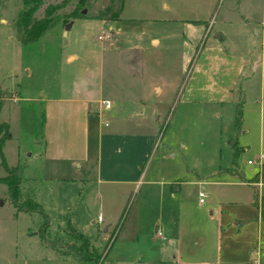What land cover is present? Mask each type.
I'll return each mask as SVG.
<instances>
[{"label":"rangeland","instance_id":"rangeland-1","mask_svg":"<svg viewBox=\"0 0 264 264\" xmlns=\"http://www.w3.org/2000/svg\"><path fill=\"white\" fill-rule=\"evenodd\" d=\"M84 1L81 5L79 0H43L34 17L41 18L48 6L60 5L53 14L59 27L33 43L21 44L13 25L22 8L21 0H0V124L6 123L9 133L1 153L8 168H21L22 195L36 200L49 220L48 231L42 238L37 232L42 217L17 212L5 185L0 184V264H93L58 256L67 250V245L78 246L71 230L93 245L98 254H106L105 263L127 264L136 255H146L150 247L144 243L124 244L121 239L124 228L139 225L141 230L155 229L164 222L181 225L185 235L192 230L201 233L211 230L213 245L218 226L221 258L241 264H264V224L257 241L251 226L234 225L253 210L248 199L253 191L264 197V119L259 151L260 129L253 115L248 110L246 113V105L239 107V113L248 116L240 129L224 114L216 117L219 110L199 103L196 97L198 53L203 40L193 41L194 27L182 20H196L205 15L206 24L211 22L215 16L209 7L213 0H122L117 19L112 17L121 0ZM82 8L83 17H68ZM167 20L171 22H163ZM66 21L65 25L70 27L63 37L62 23ZM150 36L162 38L157 48L148 42ZM139 42L141 48L136 46ZM67 54L76 58L66 61ZM154 85L163 88L162 97L153 98ZM140 86L151 94L149 100L156 109V140L142 167L151 163L161 166L164 175L172 176V206L159 212L157 200L149 197L152 186L138 183L128 199V207L132 201L130 210L127 207L123 213L109 217L98 208L96 183L92 181L95 163L100 159L103 164L106 156L102 152L98 155L90 128L86 135L82 129L86 121L93 120L96 125V118L91 116L85 121L65 99L110 100L113 104L109 116L101 117L107 124L102 126V132L119 126L127 117L121 119L123 113L139 107L134 103L121 107V87L128 92L126 95L132 96ZM186 97H192L191 101ZM47 98L55 100L47 102ZM52 105L49 114L55 126L48 138L53 145L78 149L81 156L87 155L88 171L92 172L87 184L78 180L60 181L61 169L67 174L75 172L68 162L43 161L44 118ZM152 112L154 109L148 108L145 112L150 121ZM243 128L246 133H241ZM231 133L238 149L235 158L226 145ZM116 150L114 156L120 162L121 148ZM260 154L261 170L246 164ZM3 175L1 169L0 176ZM255 176L259 185L251 189L246 184ZM198 180L202 185L194 184ZM199 191L205 195L202 204L198 203ZM145 203L151 204V208ZM98 218L103 222H98ZM104 224H116L117 230L103 234ZM117 233L120 235L115 239ZM184 241L180 239V243ZM184 248L182 243L181 257Z\"/></svg>","mask_w":264,"mask_h":264},{"label":"crops","instance_id":"crops-1","mask_svg":"<svg viewBox=\"0 0 264 264\" xmlns=\"http://www.w3.org/2000/svg\"><path fill=\"white\" fill-rule=\"evenodd\" d=\"M215 1L216 3L213 5ZM209 7H212V10L215 11V16L211 22L207 20V24L205 15L203 18H197L196 20H182L183 24L186 23L187 26L191 25L194 27L191 28V39L193 41L200 42L203 40L198 53L196 97L199 103L214 106L216 110L218 109L219 111L215 113L216 117H220L221 114L229 117L232 125L236 108L240 111L239 107L246 105L244 108L246 113L248 110L253 115V120H256L260 129L258 150L262 151L261 125L264 119V0H225V2L224 0H213L212 5ZM165 8L169 10L167 6ZM163 22L170 23L171 21ZM66 23L67 21L62 24L65 25ZM67 34L68 31L63 30V37H66ZM160 39L162 38L150 36L148 42L152 47L157 48L160 45ZM139 45H142V42L136 45L141 48L142 46ZM122 48L123 46H121V50H123ZM131 49L129 46L128 50ZM133 50L135 49L133 48ZM75 58L76 56L73 54L65 56L66 61H71ZM99 89L100 91L102 90L101 87ZM151 91L154 94V99L162 97V87L154 85ZM125 93L128 92L121 87V107L124 104L134 103L139 105L138 109L128 114H121V119L123 116L127 117L122 119L123 122L119 126L111 127V129L103 130L102 132V126L106 127L107 124H101V117L103 115L107 116L111 108L107 111H102L98 105V101L101 99H65V101L72 104V109L76 113H80L85 121L87 118L90 119L89 117L91 116L96 118V125H94L93 120H90V122L86 121L82 129L86 135L89 133L90 128L92 136L94 135L96 139L98 155L102 152L106 156L103 164L102 162L100 163V159L97 164L95 163V179L92 181L96 183L95 200L98 208L106 211L109 217L112 214L119 215L120 212L123 213L127 209L128 199L138 183L146 182L149 186H152V189L150 188L152 192L149 197L157 200L159 212L164 208V211L171 208L172 205L170 203L174 196L172 176L164 175L161 166H153L151 163H147L142 167L156 140L154 125L156 109L149 100V97L152 96H150L151 94L147 92L144 86H140V89L137 92H133L132 96ZM165 94L168 95V91ZM191 98L186 97L189 101H191ZM52 100H55V98H47L45 101ZM148 103H150L149 106H147ZM78 104H80L79 107L77 106ZM89 104L94 105L90 106ZM112 104L111 102V107ZM52 107L53 105L47 108L44 118L46 148L42 153L43 161L68 162L75 172L67 174L65 170L61 169L59 171L60 181L74 182L78 180L87 184L92 179V172L88 171L90 167L87 166V155L81 156L78 149L71 147L63 149L60 145L59 147L56 144L53 145L48 138L51 136L52 127L55 126V120L52 123V115L50 116L49 114V110H52ZM141 107L142 110L140 111ZM147 108L149 110L154 109V117L151 121L145 114ZM247 117L243 116L242 112L240 113V129ZM102 121L105 122L103 119ZM246 132L247 129L245 128L241 131V133ZM232 133L226 140L227 146V141L234 136ZM117 147L121 148L120 162H116V156H114ZM228 150L231 154L229 147ZM262 168L263 163L258 171ZM194 184L200 186L202 182L198 180ZM255 184L259 185V182H256V176L251 178L246 185L253 189ZM252 194H255L257 198L263 197L260 195L261 192L257 194L256 191H253ZM248 199L253 210L247 216L237 219L234 225L240 223L245 227L251 226L254 239L257 241L260 237V229L264 223L258 216V209L253 204L251 196ZM131 205H129L128 210H130ZM146 206L151 208L149 203ZM137 207H139V203H137ZM100 222H103L102 219H100ZM164 223L155 226V229L145 227V229L141 230L139 225H127L128 227L124 228L123 234L121 233V239L124 244L137 245L144 243L150 247L146 254L148 256L136 255L131 260H128L127 264H241L236 260L220 257V249L217 242L218 231L220 230L218 226L215 229L217 239L213 245L211 242L213 234L211 230L205 233L192 230L186 232L185 235L181 225L176 224V226H173L166 222ZM120 228H122V223ZM110 229L114 233L117 230L116 224H104L101 232L109 234ZM155 230H159L161 236H157ZM118 234H116L115 239ZM180 239L185 240L182 242L185 244L182 257L179 255L182 244ZM89 246L94 248L91 244ZM102 254L100 255L103 264H107L105 263L106 254L104 256ZM58 256L62 259L71 258L67 255L59 254Z\"/></svg>","mask_w":264,"mask_h":264},{"label":"trees","instance_id":"trees-1","mask_svg":"<svg viewBox=\"0 0 264 264\" xmlns=\"http://www.w3.org/2000/svg\"><path fill=\"white\" fill-rule=\"evenodd\" d=\"M43 0H21V10L17 13L16 19L13 22L16 33L18 34L19 41L21 44H29L39 40L47 31L54 27H59V21L53 17L56 10L60 8V5L48 6L45 9L44 15L41 18H35L34 13L39 9ZM84 0H79V4L83 5ZM82 10H84L82 8ZM81 10V11H82ZM108 10V9H107ZM122 10L121 5L114 11L115 16L112 19H117V13ZM81 11H72L68 17H83ZM60 34V31H59ZM240 124V113L239 109L236 108L233 116V126L238 128ZM9 138L8 125L6 123L0 124V170L4 171V175L0 176V184L5 185L10 203L17 212L36 214L42 218L38 225V234L40 237L45 238V232L48 231L49 220L43 213L41 205L29 196L22 195L20 191V176L21 168L18 166L8 168L3 160L1 148L6 139ZM228 147L231 151L232 158H235L238 149L233 139L227 141ZM253 204L258 209V216L264 223V197H259L255 194L251 195ZM71 230V229H70ZM73 238L78 241V246L67 245V250L60 255H68L72 258L81 261L83 263L92 262L93 264H103L101 255L98 254L94 249L90 248L89 243L81 236L76 234L73 230L70 231Z\"/></svg>","mask_w":264,"mask_h":264},{"label":"built area","instance_id":"built-area-1","mask_svg":"<svg viewBox=\"0 0 264 264\" xmlns=\"http://www.w3.org/2000/svg\"><path fill=\"white\" fill-rule=\"evenodd\" d=\"M98 105H99V107L101 108L102 111H107V110H109L111 108V102L109 100H107V99L99 100L98 101ZM100 122H101V124L106 125V123L104 121H102V119H101ZM246 164H248V165H252L253 164L259 169L260 166L262 165V156L259 155L256 158L255 161H250V162L247 161ZM197 197H198V203L200 204V203H202V201H203L205 196H204V194L201 191H199L197 193ZM98 221H100V218H98ZM156 234H157V236H161V233H160L159 230L156 231Z\"/></svg>","mask_w":264,"mask_h":264},{"label":"water","instance_id":"water-1","mask_svg":"<svg viewBox=\"0 0 264 264\" xmlns=\"http://www.w3.org/2000/svg\"><path fill=\"white\" fill-rule=\"evenodd\" d=\"M81 13L84 14V13H85V10H82ZM69 27H70L69 24L65 25V26H64V30L67 31V30L69 29ZM153 117H154V112H152V118H153Z\"/></svg>","mask_w":264,"mask_h":264}]
</instances>
